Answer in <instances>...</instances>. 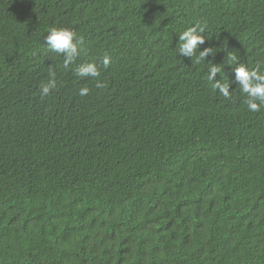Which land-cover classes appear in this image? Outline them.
<instances>
[{"label":"trees","instance_id":"trees-1","mask_svg":"<svg viewBox=\"0 0 264 264\" xmlns=\"http://www.w3.org/2000/svg\"><path fill=\"white\" fill-rule=\"evenodd\" d=\"M227 53L264 71V0H0V264H264V105Z\"/></svg>","mask_w":264,"mask_h":264},{"label":"clouds","instance_id":"clouds-1","mask_svg":"<svg viewBox=\"0 0 264 264\" xmlns=\"http://www.w3.org/2000/svg\"><path fill=\"white\" fill-rule=\"evenodd\" d=\"M204 28L199 24L188 27L182 31L178 36L179 42L177 54L182 57L188 58L190 61L195 56V63L199 64L201 61L206 60L209 55H214L212 47H204L201 50V45H204L206 39L203 35ZM44 43L48 46L51 52L62 54L64 57L63 66L68 68L70 64L74 63L76 58L81 54V49L78 48L80 38L70 29L67 28H51L47 35L44 37ZM199 49V55H196ZM228 65L236 64L234 68V80L231 81L239 85L240 90L246 94L245 103L250 111H259L261 105H264V71L260 69H249L242 63L238 62V57L232 54L226 56ZM109 63L108 57L104 58V65ZM212 63L209 68L207 79L212 82L213 89H218L219 93L224 97H230L229 83H221L216 79V75L221 69ZM77 74L80 77H97L100 75L97 66L94 63H87L81 65L77 69ZM49 80L40 85L41 96H47L52 89L56 87L55 73L49 72ZM97 87L102 85L98 82ZM88 88H81L79 94L81 96L87 95ZM257 101L259 103H257Z\"/></svg>","mask_w":264,"mask_h":264}]
</instances>
